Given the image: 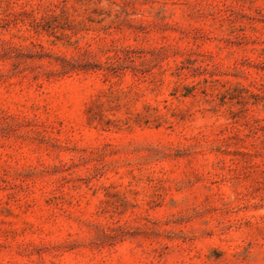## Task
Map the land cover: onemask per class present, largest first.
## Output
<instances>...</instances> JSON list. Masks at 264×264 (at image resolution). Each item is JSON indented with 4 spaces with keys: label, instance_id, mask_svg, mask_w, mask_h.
Masks as SVG:
<instances>
[{
    "label": "rangeland",
    "instance_id": "374dc122",
    "mask_svg": "<svg viewBox=\"0 0 264 264\" xmlns=\"http://www.w3.org/2000/svg\"><path fill=\"white\" fill-rule=\"evenodd\" d=\"M0 264H264V0H0Z\"/></svg>",
    "mask_w": 264,
    "mask_h": 264
}]
</instances>
